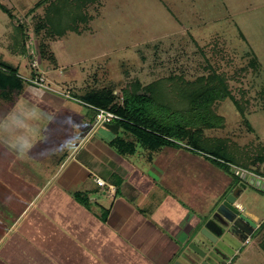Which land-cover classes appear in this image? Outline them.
I'll return each instance as SVG.
<instances>
[{
  "label": "crops",
  "instance_id": "crops-1",
  "mask_svg": "<svg viewBox=\"0 0 264 264\" xmlns=\"http://www.w3.org/2000/svg\"><path fill=\"white\" fill-rule=\"evenodd\" d=\"M32 7L18 13L7 7L11 15L0 16V115L17 101L35 104L44 114L38 127L46 130L22 157L0 143V264H187L189 243L241 177L230 190L233 178L203 157L126 123L97 125L93 109L58 92L80 100L103 88L118 95L116 83L70 74L71 52L65 58L50 50L61 38L46 42V50L32 48L28 17L21 14ZM34 59L50 89L29 82ZM65 140L73 141L71 150L40 155ZM250 174L245 182L255 176L261 184L249 185L237 204L257 224L255 233L264 222L254 205L264 177ZM96 178L115 185L116 193L101 190ZM259 235L227 234L231 259L212 255L237 264L238 243L247 240L264 255V231ZM259 257L255 262L264 264Z\"/></svg>",
  "mask_w": 264,
  "mask_h": 264
},
{
  "label": "rangeland",
  "instance_id": "rangeland-1",
  "mask_svg": "<svg viewBox=\"0 0 264 264\" xmlns=\"http://www.w3.org/2000/svg\"><path fill=\"white\" fill-rule=\"evenodd\" d=\"M39 1L2 0L5 6H0V16H9L3 7L18 13ZM47 6L21 12L28 17L24 25L31 31L29 42L36 50L56 40L47 39L43 32L34 33ZM67 6L65 11H76L75 4ZM87 12L92 20L81 26L80 33H68L50 44V50L63 51L65 58L71 52L72 62H64L70 74H82L81 80L89 82L97 77L101 84L114 81L120 102L125 94H135L138 85L152 84L157 106L168 114L184 116L190 114L189 99L183 93L188 83L202 76H221L233 97L213 106L223 118L221 127L193 128V132L198 130L195 135L202 153L185 143L187 149L182 150L207 160L209 150L219 151L216 157L225 154L232 162L231 173L208 161L231 178L237 173L241 177L242 172L264 177V0H102ZM258 194L254 205L264 217V184ZM230 243L227 235L215 242L221 252L215 255L231 259ZM238 244L242 253L237 264H259L255 258H264L255 253L258 247L253 241Z\"/></svg>",
  "mask_w": 264,
  "mask_h": 264
},
{
  "label": "trees",
  "instance_id": "trees-1",
  "mask_svg": "<svg viewBox=\"0 0 264 264\" xmlns=\"http://www.w3.org/2000/svg\"><path fill=\"white\" fill-rule=\"evenodd\" d=\"M101 2L102 0H40L29 10V12H32L48 4L45 14L39 23L36 24L34 32L36 34L43 32L48 39H60L68 32L80 33L81 26H86L92 20V17L87 12L88 7L92 4L100 5ZM70 3L76 5L75 12L65 11ZM3 9L11 15L7 8L3 7ZM63 11L65 12L63 13ZM65 15L69 16L68 21L64 20ZM39 47V50H46L44 44H40ZM204 77H200L198 82L188 83L190 86L183 92L189 99L190 114L188 116L168 114L165 108L161 109L158 107L154 85L152 84L147 86L138 85V91L132 95L125 94L122 102L113 93V88H103L90 94L91 97H81V100L117 112L121 116V120H117V122L126 123L146 131L161 144L187 149L182 144L185 143L193 147L197 153H202L199 148V139L196 137L198 130L193 132L192 129H198V126L207 128L221 127L223 118L214 112L213 106L216 102L223 101L226 98L233 99L225 80L221 76L213 74L207 78ZM235 104L237 105L236 101ZM239 110L243 113L240 107ZM250 131H253L251 127ZM214 151L216 150H209L207 152L209 155L206 158L215 166L231 173L232 162L222 152H220L222 153L221 157H216L219 151ZM243 169L246 168L243 167ZM239 180L240 173L234 174L230 190L234 188ZM263 231L264 222L253 236L256 237ZM261 248L264 250V235Z\"/></svg>",
  "mask_w": 264,
  "mask_h": 264
},
{
  "label": "water",
  "instance_id": "water-1",
  "mask_svg": "<svg viewBox=\"0 0 264 264\" xmlns=\"http://www.w3.org/2000/svg\"><path fill=\"white\" fill-rule=\"evenodd\" d=\"M247 173L242 172V181L227 195L225 200L219 204L216 208L211 219L207 222L206 226L200 230L194 241L189 243L187 249L193 251L190 254V259L187 264H213V255H219L221 252L215 248V242L224 235H238L244 234L252 236L257 224L254 223L249 217H247L241 207L237 204V200L248 188L249 185L259 187L261 179L252 176L248 183L245 182ZM213 226L216 227L213 230ZM189 253V252H188ZM174 264H184L180 261L174 262Z\"/></svg>",
  "mask_w": 264,
  "mask_h": 264
},
{
  "label": "clouds",
  "instance_id": "clouds-1",
  "mask_svg": "<svg viewBox=\"0 0 264 264\" xmlns=\"http://www.w3.org/2000/svg\"><path fill=\"white\" fill-rule=\"evenodd\" d=\"M43 115L37 105L17 101L7 113L0 115V143L19 157L27 155L36 146L37 136L46 132L38 127ZM47 118L49 122H54V116L48 115ZM72 143V140H65L57 149H46L40 155H49L63 149L71 150Z\"/></svg>",
  "mask_w": 264,
  "mask_h": 264
},
{
  "label": "built area",
  "instance_id": "built-area-1",
  "mask_svg": "<svg viewBox=\"0 0 264 264\" xmlns=\"http://www.w3.org/2000/svg\"><path fill=\"white\" fill-rule=\"evenodd\" d=\"M2 0H0V3ZM31 67L35 71V75L31 76L29 78V82L33 85H37L39 87H43L46 89H50V86L46 83V79L44 78L43 74L40 72V63L38 59H34L31 62ZM59 94L63 95L64 97L68 99H72L78 102H81L88 106L89 108L93 109L95 112V121L97 125H105V124H110L113 123L117 120H121V116L117 114V112L113 110H109L106 108L98 107L86 102H83L79 98H77L71 91H59ZM96 182L101 188V190L105 191L108 194L114 195L117 191V188L113 184H109L105 182L104 180L100 178H96ZM248 242V240H247Z\"/></svg>",
  "mask_w": 264,
  "mask_h": 264
},
{
  "label": "flooded vegetation",
  "instance_id": "flooded-vegetation-1",
  "mask_svg": "<svg viewBox=\"0 0 264 264\" xmlns=\"http://www.w3.org/2000/svg\"><path fill=\"white\" fill-rule=\"evenodd\" d=\"M213 264H221L222 262H216L215 258L213 259ZM223 264V263H222Z\"/></svg>",
  "mask_w": 264,
  "mask_h": 264
}]
</instances>
